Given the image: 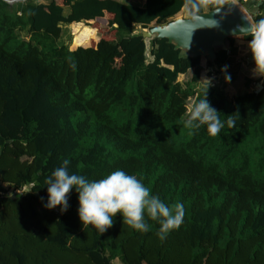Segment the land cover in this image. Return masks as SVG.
<instances>
[{
	"label": "trees",
	"instance_id": "trees-1",
	"mask_svg": "<svg viewBox=\"0 0 264 264\" xmlns=\"http://www.w3.org/2000/svg\"><path fill=\"white\" fill-rule=\"evenodd\" d=\"M227 1L0 0V264H264V81L260 92L248 77L232 95L218 82L207 89L201 57L166 39L147 48L136 29ZM248 2L253 23L264 18V3ZM105 11L113 38L89 46L95 30L72 31ZM235 38L210 70L235 64ZM205 93L225 122L215 136L184 126ZM65 159L89 181L135 175L167 205L182 203L183 223L161 239L147 214L140 232L117 213L100 234L80 221L74 188L67 211L44 207L45 180Z\"/></svg>",
	"mask_w": 264,
	"mask_h": 264
},
{
	"label": "clouds",
	"instance_id": "clouds-1",
	"mask_svg": "<svg viewBox=\"0 0 264 264\" xmlns=\"http://www.w3.org/2000/svg\"><path fill=\"white\" fill-rule=\"evenodd\" d=\"M189 2L194 8H198L203 0ZM246 32L251 37L248 47L256 65L255 69L264 72V18L249 23ZM226 68L227 66L222 71H226ZM225 79L230 80V76ZM203 81L207 82L208 89L211 81ZM206 93L203 99L194 102L188 109L184 126L199 129L206 125L209 134L215 136L224 128L225 122L220 119L221 113L208 102ZM226 123L235 126L233 114L228 116ZM69 163V160L65 159L63 164L46 178L48 200L44 207L53 209L60 206L61 212L67 211L68 196L74 188L78 193L80 221L84 226L94 227L100 234L113 226V217L117 213L122 214L124 224L140 232L149 231L145 220L147 214L152 220L159 222L158 235L161 239H165L172 230L178 229L183 223L184 205L180 202L167 205L159 196L152 195L149 188L135 175L117 169L102 179L89 181L82 175L70 174ZM41 200L43 201V197Z\"/></svg>",
	"mask_w": 264,
	"mask_h": 264
},
{
	"label": "water",
	"instance_id": "water-1",
	"mask_svg": "<svg viewBox=\"0 0 264 264\" xmlns=\"http://www.w3.org/2000/svg\"><path fill=\"white\" fill-rule=\"evenodd\" d=\"M19 0H6L13 3ZM253 18L235 0L207 10L195 12L186 17H176L163 24L140 28L142 38L166 39L175 48L189 56L213 60L216 51L230 48V37L248 35L246 28ZM257 82V92L262 82ZM14 195H12V198Z\"/></svg>",
	"mask_w": 264,
	"mask_h": 264
},
{
	"label": "crops",
	"instance_id": "crops-1",
	"mask_svg": "<svg viewBox=\"0 0 264 264\" xmlns=\"http://www.w3.org/2000/svg\"><path fill=\"white\" fill-rule=\"evenodd\" d=\"M56 1L59 4H64L66 2V0H56ZM127 1H130V2H138V3L145 2V0H127ZM253 3L254 2H248V1H246L244 3V6H243V8L245 10H246L247 7H249V12L247 10L246 11L250 15H251V12L254 13V11H256V5H254ZM110 20H113V21L115 20L114 15L112 13H110V12L105 11L103 16L97 17L94 20L89 21L88 22L89 24H85V23H82V22H79L77 24H74L73 23L71 29L73 31L74 27L75 26H78L81 30H83L84 28H89L91 30H95L96 31V33H95L96 40L95 41L91 40L88 45H91L92 43H95V45H96L97 40H98V37L101 34H102L103 38H108V39H111L112 38L111 36L114 34L115 31L111 32L109 30L110 27L108 26V21H110ZM114 24L117 26V23H114ZM138 28L140 29L141 27H136V29H138ZM98 33H101V34L99 35ZM108 34H109V36H108ZM249 41L250 40L245 41L246 42L245 44L248 45L249 44ZM240 42H242V41H240ZM249 52L251 53L250 49H249ZM250 62H248V63L246 62L248 68L251 66L249 64ZM201 64L203 66L202 75H201V81L202 82L205 79H207V80H213L212 82H218V81L221 80L222 84H226L227 85L226 88H225V90H226L227 93H228V91L230 92V94L228 93L229 95H232V94H234L236 92V90H234L232 88L233 85H236V83H237V81H236V78H237L236 73L234 74V79H231L230 78V80H228V81H226V79H225L226 76L232 77V73L235 71L234 69L231 68L232 65L231 66H227L226 71H222V69L225 68V66H224L222 69L219 70V72L218 71L215 72V70H213V69L210 70L206 66V60L204 58H201ZM251 69H252V71L247 69L248 72L251 73L250 75H247V77L250 78V79H252V80H254L253 83H252V86L256 90L257 89V82L261 81L260 79L256 81V78H257V75L259 74L258 73L259 71H257V69H253V68H251ZM255 74H257V75H255ZM263 77H264V74H263ZM229 81H231V82H229ZM252 86H251V88H252ZM243 88H244V86H242V88L240 87V89H243ZM260 90H261V88L257 92H260Z\"/></svg>",
	"mask_w": 264,
	"mask_h": 264
},
{
	"label": "rangeland",
	"instance_id": "rangeland-1",
	"mask_svg": "<svg viewBox=\"0 0 264 264\" xmlns=\"http://www.w3.org/2000/svg\"><path fill=\"white\" fill-rule=\"evenodd\" d=\"M19 1H23V0H19ZM186 16H188L187 15V13L185 12V10H181L178 14H176V16L175 17H186ZM153 25V24H152ZM139 29V28H138ZM109 30L111 31V32H113L114 30H112L111 28H109ZM71 31V30H70ZM115 33V32H114ZM99 35L101 34V33H98ZM112 34V33H111ZM108 36H109V34H108ZM242 35H240V36H235L236 38H235V40H236V43L238 44V50H237V53H236V56H235V58H234V60H235V64L234 65H232L231 66V68L232 69H234L235 70V73H236V76H237V78H236V81H237V83H236V85H233V89L234 90H236L237 92H238V90H241L240 89V87L242 88V86H244V80H245V77H247V75H250L251 73L250 72H248V70H251L252 71V69L251 68H253V69H255L256 68V65H255V62H254V60H253V58H252V54L249 52V47H248V45L247 44H245L246 42L245 41H247L248 39L247 38H243V37H241ZM65 37V39H66V36H64ZM112 38L114 37V34L111 36ZM100 38H103V36H102V34L98 37V40L100 39ZM153 38V37H152ZM150 38H146L145 39V41L143 42V45L145 44L146 46H147V48H149V44H150V40H149ZM97 40V41H98ZM240 41H242V42H240ZM240 42V43H239ZM95 45V43H92L91 45H89V46H94ZM85 46H87V45H85ZM245 57H249L250 58V67L248 68L247 67V63H246V61H245ZM248 69V70H247ZM257 71H259L257 74H255V75H257V78H260V80L263 78V74H264V72H262V71H260L259 69H257ZM256 71V72H257ZM201 75H202V71H201V74H200V77H201ZM187 77H188V75L186 74V75H182L181 76V78H179L181 81H184L185 79H187ZM256 78V79H257ZM204 79V78H203ZM210 81H213V80H210ZM218 83H220V84H222V82H221V80L220 81H218ZM223 86H224V88H226V84H222ZM245 87V86H244ZM244 89V88H243ZM228 93L230 94V92L228 91ZM115 264H121L120 263V261L118 260V261H116L115 260Z\"/></svg>",
	"mask_w": 264,
	"mask_h": 264
},
{
	"label": "built area",
	"instance_id": "built-area-1",
	"mask_svg": "<svg viewBox=\"0 0 264 264\" xmlns=\"http://www.w3.org/2000/svg\"><path fill=\"white\" fill-rule=\"evenodd\" d=\"M246 1H249V0H236V2L243 6V3L246 2ZM251 1H256L258 3H264V0H251ZM245 61L248 63L250 61V58L249 57H245Z\"/></svg>",
	"mask_w": 264,
	"mask_h": 264
}]
</instances>
